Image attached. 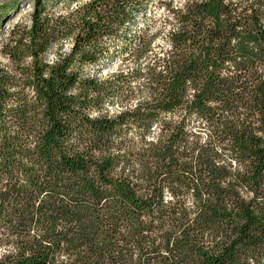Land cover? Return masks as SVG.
Returning <instances> with one entry per match:
<instances>
[{"label": "trees", "instance_id": "obj_1", "mask_svg": "<svg viewBox=\"0 0 264 264\" xmlns=\"http://www.w3.org/2000/svg\"><path fill=\"white\" fill-rule=\"evenodd\" d=\"M75 2L1 51L0 264H264V0Z\"/></svg>", "mask_w": 264, "mask_h": 264}, {"label": "rangeland", "instance_id": "obj_2", "mask_svg": "<svg viewBox=\"0 0 264 264\" xmlns=\"http://www.w3.org/2000/svg\"><path fill=\"white\" fill-rule=\"evenodd\" d=\"M162 1L166 3L171 2L173 6H179L183 3V0ZM42 4L45 6H42ZM64 4L65 0L61 1L56 6H53L52 1L49 0H0V65L7 69L9 68V61L2 55V49L14 46V42L18 40L17 33L25 34V31L29 30L33 15L38 14L40 8H45L47 10L44 17L53 20L67 19L70 14H75L77 11L76 9L79 7V4L75 2L71 5L70 9H65ZM148 12V23L150 24L149 32L150 34H155L157 28L162 26L165 10L163 7H160L159 4H152L148 9ZM156 20L158 21L157 23ZM139 23L142 24L141 21ZM63 38L64 37H61L59 39L61 40L58 41L59 44L53 45L47 51L46 56L44 57L47 63H52L57 56L65 55L69 52L72 45V39L64 40ZM157 40L159 43H162L160 37H157ZM119 67V61L101 65L103 74L117 72ZM96 69L97 68H88L87 74H93V71H96Z\"/></svg>", "mask_w": 264, "mask_h": 264}]
</instances>
